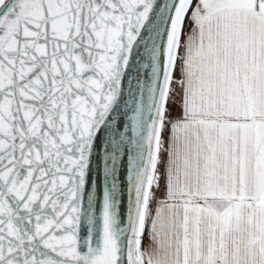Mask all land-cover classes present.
I'll list each match as a JSON object with an SVG mask.
<instances>
[{"label":"snow or ice","instance_id":"snow-or-ice-1","mask_svg":"<svg viewBox=\"0 0 264 264\" xmlns=\"http://www.w3.org/2000/svg\"><path fill=\"white\" fill-rule=\"evenodd\" d=\"M0 264H264V0H0Z\"/></svg>","mask_w":264,"mask_h":264}]
</instances>
